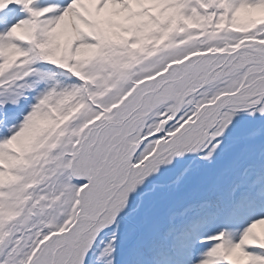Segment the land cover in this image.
<instances>
[{
  "label": "snow or ice",
  "instance_id": "6c2138e0",
  "mask_svg": "<svg viewBox=\"0 0 264 264\" xmlns=\"http://www.w3.org/2000/svg\"><path fill=\"white\" fill-rule=\"evenodd\" d=\"M0 264H264V0H0Z\"/></svg>",
  "mask_w": 264,
  "mask_h": 264
}]
</instances>
